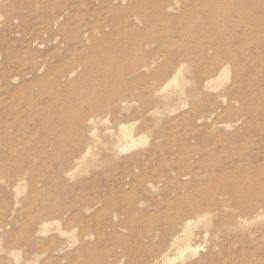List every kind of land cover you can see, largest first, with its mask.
Segmentation results:
<instances>
[{"label": "rangeland", "instance_id": "374dc122", "mask_svg": "<svg viewBox=\"0 0 264 264\" xmlns=\"http://www.w3.org/2000/svg\"><path fill=\"white\" fill-rule=\"evenodd\" d=\"M0 264H264V0H0Z\"/></svg>", "mask_w": 264, "mask_h": 264}, {"label": "bare ground", "instance_id": "6f19581e", "mask_svg": "<svg viewBox=\"0 0 264 264\" xmlns=\"http://www.w3.org/2000/svg\"><path fill=\"white\" fill-rule=\"evenodd\" d=\"M181 71H182V66L180 65V67L177 69V70H174L173 71V75L170 77V79L168 80V81H166V84H165V86H164V88H166L167 86H169L170 84H173L174 85V87H173V90H170V91H168V94L167 95H169V93L170 92H180L182 89H180L179 87H180V85H181V81H183V77H182V74H181ZM222 71H226V70H222ZM167 97V96H166ZM168 98V97H167ZM78 116V115H77ZM79 117V116H78ZM81 118V117H80ZM87 118V117H86ZM84 120V119H83ZM126 127H122V129H121V135H125L126 134V131L124 130ZM128 136V135H127ZM126 136V137H127ZM131 138V137H130ZM144 136L143 135H141V136H139L137 139H133V138H131L129 141H124V143L122 144H120V149L121 150H126V149H129L130 147H133V146H136V145H138V144H140V143H142L143 142V140H144ZM89 148V147H88ZM87 152V151H86ZM85 153V152H84ZM86 155V154H85ZM80 160V159H79ZM190 223L189 222H186L185 224H184V227H183V235L184 236H187L188 234H189V230H190ZM182 234V233H181ZM181 234H178L177 236H175V238L172 240V242H171V245H174V244H176L177 243V241L178 240H180V238H179V236H182ZM180 255L182 256L183 255V250H181V252H180Z\"/></svg>", "mask_w": 264, "mask_h": 264}]
</instances>
